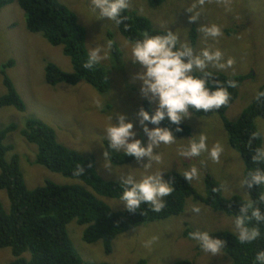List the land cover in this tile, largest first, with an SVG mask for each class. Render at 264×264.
Returning a JSON list of instances; mask_svg holds the SVG:
<instances>
[{
  "label": "rangeland",
  "instance_id": "rangeland-1",
  "mask_svg": "<svg viewBox=\"0 0 264 264\" xmlns=\"http://www.w3.org/2000/svg\"><path fill=\"white\" fill-rule=\"evenodd\" d=\"M57 1L70 10L84 28L89 55L97 49L101 56L107 54L98 63L106 70L110 84L105 94L97 93L84 82L74 87L65 84L48 86L44 80L46 64L53 63L63 72L70 73V60L62 54L61 47H52L41 34L26 30L25 17L17 0L0 10V71L3 64L14 61L6 74L26 107L24 112L0 108V127L9 124L17 127L3 142L12 148L5 159L17 158L27 189H35L45 182L80 184L35 164L37 149L20 134L25 122L35 118L54 130L60 144L86 158H93L97 174L105 181L124 183L132 176L138 182L145 176L159 175L164 182L169 172L186 176L195 169V175L186 177L200 196H205L203 179L208 174L220 186L223 198L237 195L249 202L242 183L243 162L230 148L228 135L217 115L199 118L187 111L181 120L190 127V136L178 138L168 131L171 142L153 146L151 157H142L125 166H112L108 162L103 146V141H109L108 127L117 125L123 117L125 123L132 124L134 136L129 142L139 140L141 146L147 147L151 143L148 132L156 128L147 121L142 122L139 113L146 112L144 103L149 104L151 114L158 105L155 98L141 92L142 83L137 77L144 69L133 62L132 44L121 36L111 19L101 15L96 0ZM127 3L129 12L148 19L156 29L175 35L178 49L186 45L192 49L193 56L205 49L222 53L219 61L207 63L203 70L194 68L193 72L209 70L232 77L249 76L238 86L237 97L224 115L229 122H235L264 85V0H166L156 9L150 8L146 0H127ZM213 25L220 29L221 35L206 37L202 29ZM192 28L197 37L194 46L188 39ZM111 42L120 53L119 60L113 58ZM5 93L0 75V96ZM255 126L262 135L264 149V118H257ZM200 136L207 137L209 147L220 145L222 151L218 160H213L207 151L195 157L185 155L190 143L198 141ZM114 149L125 152L123 148ZM166 196L161 197V201ZM99 199L113 211L127 208L121 200ZM0 204L9 211V202L2 190ZM84 229L85 226H79L73 220L66 226V233L78 256L92 264H173L181 260L194 264H230L229 258L220 250L215 254L205 251L198 241L184 233L187 229L191 233L208 234L228 231L238 237L233 218L191 199L186 200L181 215L144 224L116 237L109 255L104 252L101 241L93 244L83 241ZM28 256V253L23 255L24 258ZM13 259L9 248H0V264H9Z\"/></svg>",
  "mask_w": 264,
  "mask_h": 264
},
{
  "label": "trees",
  "instance_id": "trees-1",
  "mask_svg": "<svg viewBox=\"0 0 264 264\" xmlns=\"http://www.w3.org/2000/svg\"><path fill=\"white\" fill-rule=\"evenodd\" d=\"M12 1L0 0V10ZM165 1L146 0L152 9L159 8ZM17 5L24 14L26 30L32 34H41L52 47H61L62 54L70 60V73L63 72L53 63L46 64L44 80L48 86L65 84L74 87L84 82L99 94L108 91L110 81L103 66L96 63L91 68L85 67L90 56L85 45L86 33L70 10L57 0H17ZM112 21L121 36L131 44L142 39L145 33H170L154 28L148 19L127 9L122 11L119 23ZM196 38V31L192 28L188 35L191 46L195 45ZM110 45L113 58L119 60L120 53L116 45L112 42ZM13 65L14 61L9 60L1 67L0 75L6 93L0 96V108L10 107L17 112H24V102L6 74V70ZM205 73L209 74L206 80L211 91L217 90L218 87L227 89L228 103L207 111L190 107L188 112L199 118L212 115L220 118L228 135L230 148L243 162V181L249 172L257 168L264 170V160H254L263 143L255 120L264 118V85L239 118L235 122H229L224 116L225 112L235 101L238 86L249 76L232 77L209 70L192 72V75L200 78ZM144 108L151 115L148 103H144ZM148 124L167 130L178 138L188 137L191 133L190 127L182 120L172 123L169 119H163L159 124ZM16 130L14 124L0 127V190L6 193L9 202L8 212L0 204V248L10 249L14 259L9 264H92L78 256L68 238L66 226L73 220L79 226H85L83 241L86 244L101 241L104 252L109 255L116 237L144 224L181 215L188 199L234 220L241 207L249 202L264 214V185H253L249 188L243 183L249 202L237 195L225 199L218 183L206 174L203 179L205 196L202 197L195 191L189 179L177 172H169L164 177V182L172 188V192L162 200L164 207L159 212L155 211L151 204L143 202L132 211L127 208L123 211H113L99 198L123 201V182L103 180L95 170L93 158H86L60 144L54 130L35 118L28 119L24 129L20 131L22 138L37 149L35 164L52 173L77 180L80 184L57 185L45 182L42 186L29 190L19 170L17 158L12 156L10 160L5 159L12 148L5 146L3 142L7 134ZM103 146L106 158L112 166H125L137 160L126 152H117L109 141H103ZM248 215L251 216V212ZM247 226L258 228L260 231V236L251 243H241L237 236L228 231L209 233L211 238L223 242L220 251L229 258L230 264H255L256 254L264 251V223L250 219ZM190 233L187 229L184 236L188 237ZM26 253L29 258L23 257ZM173 264L194 263L181 260Z\"/></svg>",
  "mask_w": 264,
  "mask_h": 264
},
{
  "label": "clouds",
  "instance_id": "clouds-1",
  "mask_svg": "<svg viewBox=\"0 0 264 264\" xmlns=\"http://www.w3.org/2000/svg\"><path fill=\"white\" fill-rule=\"evenodd\" d=\"M96 7L101 15L119 23V17L128 7V3L127 0H96ZM202 31L206 37L214 38L221 35L220 29L215 25L204 28ZM176 45L177 38L172 33L166 35L145 33L142 39L136 40L131 46L133 62L139 63L144 69L143 73L137 77L142 83L141 92L145 96L155 98L158 105L151 115L145 111L139 113L142 122L147 121L155 125L167 117L170 122L178 123L190 107L207 111L218 109L228 103L229 93L226 88L218 87L217 90L211 91L207 87L206 78L209 74L205 73L200 78L191 74L194 68L203 70L207 63L219 61L222 53L219 50L213 52L205 49L199 55L193 56V51L188 46L185 45L182 49H178ZM106 57V53L101 56L99 49L94 50L85 67L91 68ZM218 66L224 67V65ZM131 129L132 124L125 123L124 118L120 117L117 125L108 127L107 135L113 148H123L128 155L137 160L142 157H151L153 146L156 144L161 142L167 144L172 140L167 130L156 128L148 132L145 128L151 143L143 147L139 140L129 142L134 136ZM206 141L205 136H200L198 141H192L185 155L195 157L207 151L213 160H218L222 151L220 145L209 147ZM254 160H264V149L257 151ZM192 175H195V169L191 174L186 173L189 178ZM242 183L247 184L249 188L253 185H264V170L257 168L249 172L248 177ZM123 187L121 199L129 211L135 210L143 202L151 204L153 209L159 212L164 207L161 197L172 192V188L162 182L159 175H148L138 182L129 176L124 181ZM194 211L198 212L199 209H194ZM249 212L251 216L248 215ZM250 219L264 223V214L259 208L254 207L252 202L243 205L239 215L235 217V228L241 243H251L260 236L258 228L247 226ZM190 238L198 241L205 251L213 254L223 246L221 240L211 238L207 232H192ZM255 264H264V251L256 254Z\"/></svg>",
  "mask_w": 264,
  "mask_h": 264
}]
</instances>
